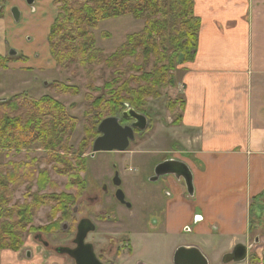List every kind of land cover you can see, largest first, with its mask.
<instances>
[{"label": "crops", "instance_id": "obj_1", "mask_svg": "<svg viewBox=\"0 0 264 264\" xmlns=\"http://www.w3.org/2000/svg\"><path fill=\"white\" fill-rule=\"evenodd\" d=\"M5 13L0 56L9 59L13 24ZM193 15L200 22L195 56L174 73L175 88L182 89L180 124L164 126L166 149L160 129L150 141L160 155L188 169L192 193L181 179L168 178L161 219L156 186L150 205L158 227L151 236L138 231L132 248L134 253L136 241L143 247L147 241L164 242L165 259L153 264H173L176 250L183 248L198 250L207 264H235L226 259L236 246L264 240V0H193ZM7 67L0 70V99H6L1 89L11 62ZM32 80L39 85L35 74ZM29 92L21 94L29 97ZM260 253L254 251L258 261Z\"/></svg>", "mask_w": 264, "mask_h": 264}, {"label": "trees", "instance_id": "obj_2", "mask_svg": "<svg viewBox=\"0 0 264 264\" xmlns=\"http://www.w3.org/2000/svg\"><path fill=\"white\" fill-rule=\"evenodd\" d=\"M54 6L57 14L47 38L54 64L60 70L77 63L91 70L103 65L117 77L106 86L110 90L107 100L101 96L90 105V98L85 99L86 115L95 112L86 128L90 139L97 136L96 125L105 119V114L115 117L126 106L144 114L147 100H157L162 90L175 86L174 73L178 67L194 59L200 22L193 15V0H54ZM123 17L142 21L143 28L105 57L103 51L96 49L90 32L97 30L102 22ZM128 59L141 64L136 68L125 67L123 63ZM8 62L9 59L0 56V70H5ZM150 65L152 69L146 72ZM130 71L140 73L139 77L132 76L125 81ZM54 90L68 95L77 92L58 84ZM175 102L182 111L183 103ZM169 110L173 111V107ZM180 119L181 116L172 125H179ZM75 123L64 107L48 97L33 100L20 94L5 99L0 102V156L36 147L56 153L65 151L66 143L62 139L71 135ZM50 157L52 163L67 165ZM36 162L35 158H27V161L0 163V220L4 219L0 224V250H16L20 246L31 209L18 203L9 207L12 191L8 187L16 188L31 181L35 177Z\"/></svg>", "mask_w": 264, "mask_h": 264}, {"label": "rangeland", "instance_id": "obj_3", "mask_svg": "<svg viewBox=\"0 0 264 264\" xmlns=\"http://www.w3.org/2000/svg\"><path fill=\"white\" fill-rule=\"evenodd\" d=\"M26 1L7 0L6 3V11L13 24L12 28L8 30L10 35L8 37L10 42L8 58L10 60L9 62H11V67L9 68L11 73L6 74V77H4L7 85L1 91L6 96V99L14 97L17 94L28 92V90L30 91L29 98L33 100H39L44 96L48 97L64 107L67 116L75 119L76 123L74 129L71 131V135L69 137L64 136L62 139L66 143L65 151L56 153L53 151H45L40 147L33 148L30 151V148L28 150H22L21 152L12 151L4 156H0V163H11L19 160L27 161V158L44 159L46 156L59 157L68 162L73 159V155H77L78 157L83 155L82 159L86 161L88 169L86 175L82 174L80 176L79 174V176L86 180L88 187L90 185L93 187L101 185L103 181L101 179L102 176H111V164L117 163L120 166L122 179L124 181L126 179V183H123V190L127 196L133 198V195H139L138 192L154 191L157 184L165 178H161L159 182L155 183L156 185L146 182V178L150 177L152 170L157 164L171 157L160 155L159 150L151 146V137L156 129H160L157 132H161L160 137L163 140L162 150L166 149L169 135L164 126H174L172 122L179 117L180 106L178 102H173L178 100L182 89H176L175 86L169 87L161 91L157 100H147L146 112L142 114L148 119L149 125L147 132L135 136V141L130 144L128 152L123 154H100L96 157L95 161H89L88 157L93 138L90 139L88 137L86 128L89 125L88 120H92L95 112L86 115L88 108L86 107L85 99L86 97L90 98L88 102L90 105L101 96H104V99L107 100L110 90L106 86L117 77L113 76V72L103 65L94 66L91 70L77 63L68 69L60 70L50 57L47 41L48 33L52 25V16L56 12L54 0H35L31 6L27 5ZM14 10L19 15L17 21L13 18ZM142 28V21H136L131 17H123L102 22L99 24L97 30L91 31L90 33L94 36L96 49L103 51L105 57H108L125 43L128 36L140 32ZM27 47L28 50L24 52V48ZM15 54L19 57L14 56ZM123 64L128 68H136L141 63H137L134 59H128ZM14 66L19 68H12ZM7 68L6 66L5 71ZM151 69L152 66L150 65L146 69V72H150ZM34 70H37L39 73L35 71L31 74L30 72ZM22 72L27 74H23ZM34 74L38 78L39 85L35 84L32 80ZM139 74L130 71L125 76V81L132 76L139 77ZM43 81L46 82L44 83L45 86L41 84ZM57 84L62 87L77 90L76 95L60 94L59 91L54 90V85ZM10 85L11 88H9ZM130 86L134 87V85ZM169 107H173V111H170ZM117 116L120 117V114ZM107 117L108 115L105 114L104 118ZM121 124L124 125L126 123L122 120ZM41 166L42 168H47L51 178V185L48 187L45 186L42 193L47 195V193L54 192L57 185H59V190H61L66 184V179L52 172V166H48L46 162L41 163ZM78 169L77 171L79 172ZM167 178H171V176H167ZM30 185L31 183L23 182L19 187L14 188L12 187L13 185L8 187L12 191V200L9 207L15 203L22 205L28 200L27 193L30 191L29 188L33 187ZM48 212V208L43 209L35 218L34 225L45 224L47 222L46 214ZM3 222L4 219H1L0 224ZM146 243L143 247V244L136 241V248L132 254L131 263L129 264H136L138 262L153 264L156 260L160 261L165 259L166 250L164 242L157 245L150 243V241ZM20 254H17V256ZM15 258L16 255L11 254L10 251L0 250V264H16ZM56 262L55 258L46 257L41 260L33 259L27 264H56ZM22 264L26 263L22 262ZM240 264L245 263L242 262Z\"/></svg>", "mask_w": 264, "mask_h": 264}, {"label": "flooded vegetation", "instance_id": "obj_4", "mask_svg": "<svg viewBox=\"0 0 264 264\" xmlns=\"http://www.w3.org/2000/svg\"><path fill=\"white\" fill-rule=\"evenodd\" d=\"M34 2L35 0H32V3H27V5L31 6ZM6 3L7 0H0V17H2L3 11L4 15H6ZM7 15L9 16L8 12ZM127 109L131 108L126 107V110ZM126 110L120 113V117L115 116L119 118V124L123 127L133 123V121H127L121 117L122 113ZM122 120L126 124L122 125ZM146 132L147 129L142 133L134 131V136L145 134ZM98 136L100 135L97 132V136L91 142L88 159L92 162L95 161L96 157L100 154H110L97 153L92 156V143ZM125 152H128V149ZM125 152L111 153L123 154ZM72 157L73 159L68 162L62 158L56 157L58 160L65 161L67 163L66 166H61L57 162H50V156H46L44 159H37L35 163V177L31 181H26V183H31L30 186L33 187L29 188L30 191L27 193L28 200L23 203L29 206L31 215L25 223L20 238L21 243L19 248L6 251H10L11 254L16 255V258H19H15L16 264H22V262L27 264L33 259L41 260L46 257L55 258L57 261L56 264H75L74 260L68 256L67 252H74L78 249L76 243L78 232L88 228L90 231L86 233L83 239V245L91 246L95 258L100 264L131 263L133 254L132 245L135 241L136 233L138 231H143L142 234L144 236H151L154 232V228L158 227V217L155 216L156 211L153 210L150 205L152 194H150V192L141 191L142 193L138 192L139 195H133V198L127 196L123 190V183H126V179L125 181L122 179L120 166H118L117 163L111 164V176H102L101 179H103V181L101 185L95 187L90 185V187H88L86 180L80 177L82 174L86 175L88 169L86 161L82 159L83 155L79 157L73 155ZM168 161L172 160L165 159L159 164ZM43 162H46L48 166L51 165L52 172H55L57 176L66 179V184L61 190H59V185H57L54 192L47 193V195L42 193L45 186L48 187L51 185V178L47 168H42L41 166ZM159 164L154 167L150 177L146 178V182L155 184L159 182L161 178L166 179V181L164 179L157 184V186H160L159 195L161 198L157 213L159 214L158 216L163 219L166 214L163 197H165V194L167 195L165 189L167 188L168 178L167 176H163L153 181L155 178V169ZM114 182H117L119 186H115ZM117 190L122 192L124 204L116 200L115 195ZM140 197L141 199H139ZM140 201H142L143 204L141 209H139ZM45 208L49 210L48 214H46L47 222L37 226L34 225L35 218ZM244 247L246 248V257L244 261L247 260L251 264H264V240L261 242L258 238H255ZM256 249H260V261L254 256V251ZM19 253L21 254L17 256ZM123 258H127V262H125ZM163 262L162 264H165V262ZM136 264L145 263L138 262Z\"/></svg>", "mask_w": 264, "mask_h": 264}, {"label": "water", "instance_id": "obj_5", "mask_svg": "<svg viewBox=\"0 0 264 264\" xmlns=\"http://www.w3.org/2000/svg\"><path fill=\"white\" fill-rule=\"evenodd\" d=\"M28 4L32 3V0L27 1ZM18 13L13 11V18L18 20ZM5 99H1L0 102H4ZM124 120L133 121L129 126H121L119 124V118L109 117L102 120L98 127V136L92 143L91 154L92 156L97 153H111V152H125L129 148L130 143L135 139L134 131L144 132L148 127V121L142 114L135 112L132 109H127L121 116ZM172 176L176 180H182L185 184L188 194L192 193L191 175L188 169L181 163L175 161H168L159 164L155 169V178ZM117 179V175H116ZM116 181V180H114ZM115 186H119L117 182H114ZM116 200L119 203L124 204V196L120 190L116 192ZM90 229V228H89ZM90 231L88 228L78 232L76 243L78 249L74 252H67L68 256L74 260L75 264H100L91 249V246L83 245V239L86 233ZM246 248L242 245H238L227 256L231 262L240 263L245 260ZM173 264H207L204 257L200 252L194 248L178 249L173 257Z\"/></svg>", "mask_w": 264, "mask_h": 264}]
</instances>
